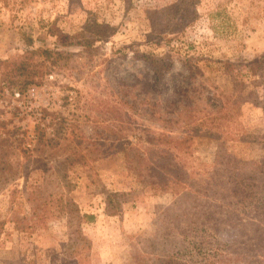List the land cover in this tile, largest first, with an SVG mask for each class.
<instances>
[{
  "label": "rangeland",
  "instance_id": "obj_1",
  "mask_svg": "<svg viewBox=\"0 0 264 264\" xmlns=\"http://www.w3.org/2000/svg\"><path fill=\"white\" fill-rule=\"evenodd\" d=\"M33 49L24 92L0 63V264H264V0H0V62Z\"/></svg>",
  "mask_w": 264,
  "mask_h": 264
},
{
  "label": "trees",
  "instance_id": "obj_2",
  "mask_svg": "<svg viewBox=\"0 0 264 264\" xmlns=\"http://www.w3.org/2000/svg\"><path fill=\"white\" fill-rule=\"evenodd\" d=\"M52 56H53V52H51V50H49V49H45V50L33 49V50L24 51L23 54L21 55V57H19L17 60H5L3 62H0L1 66L3 67V69L5 71L3 73V76L7 80L9 79L7 82L8 87L11 90H20V91L24 92L29 86L38 84L39 81L45 75L44 65L52 59ZM150 58H154L152 62L156 65V67H157V65H160V64L163 65V67L161 68L162 71H164V70L167 71L168 68H170V66H172L171 63H166L165 59L158 60V59H155V57H153V56H150ZM40 59L43 60V62L41 64L42 66H40L41 70L36 71L37 69H39V65H38V63H36V60L38 61ZM262 63H264V58H258L257 60L252 61L251 65H255L254 67L262 68V66H263ZM159 73H160V71H159ZM156 74H158V73H156ZM165 138L168 141H170V139H168V137H165ZM258 168H260V173L264 172L263 171L264 164ZM161 174H162V179H166V181L161 182V183H151L152 187L153 186H159V187L160 186H163V187L169 186L168 184L171 183V181H170L168 175L163 174V173H160L159 175L161 176ZM174 180H176V179L174 178ZM176 182L178 183L177 180H176ZM258 191L261 192L258 196H260L261 194H262V196H264V189L258 190ZM113 197H117V195L116 194L111 195L110 199H112ZM206 198H207V196H206ZM114 204H113L114 210H115L114 212L120 211L121 204L120 203H114ZM63 212L70 217V224L73 223L74 226L75 225L78 226L80 224V222L82 223V221H84V220L94 219L93 216L82 215L80 210L78 209V207H76V205L70 201L67 205H65V207H63ZM113 214H116V213H113ZM1 225H4V224L1 223ZM188 226H190V225H188ZM81 241L84 242V245L87 242V240L84 237H81ZM139 264H145V262L143 261V262H140Z\"/></svg>",
  "mask_w": 264,
  "mask_h": 264
}]
</instances>
